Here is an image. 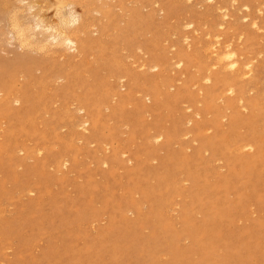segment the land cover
Segmentation results:
<instances>
[{
    "label": "rangeland",
    "instance_id": "1",
    "mask_svg": "<svg viewBox=\"0 0 264 264\" xmlns=\"http://www.w3.org/2000/svg\"><path fill=\"white\" fill-rule=\"evenodd\" d=\"M16 1L20 3L17 7L13 6V2L15 4ZM16 1L0 0V30H2L0 31V89L2 84L3 87L11 85L9 83L11 76L20 78L16 82V79H11L20 85L17 86L14 83L15 85L12 84L9 91V87L5 88V91L0 90V99L3 98L0 104V129L2 130H0V264H264V155L263 157L258 155L259 161L255 159V162H252L251 154L253 151L257 153V150L248 148L249 150L245 152L246 147L241 148V144L252 140L254 136L258 139L257 141L261 137L259 142L264 144V130H262L264 129V66L260 65L264 64V9H262L264 0H236V5L232 0L204 1L202 2L204 5L200 3V0L189 2L188 0H152L153 2L151 0H83L80 2L69 0L74 5L72 8L75 12L81 15L80 22L81 19L83 22L85 18L87 20L84 22L89 20L82 23L81 27L86 29L85 24H91V22H95L96 25L99 23V26L88 24L89 29L85 31L81 28L79 31H82L80 32L82 34L78 35V31L77 35L79 41L84 43L82 52H71L73 56L68 51H66L68 54H64V50L63 56L60 51L64 58L59 54L55 56L58 59L54 58L52 54L54 51L51 55H47L46 51L50 53L49 50L43 53L37 50L39 53L28 47L20 49L17 42L12 41L14 39L10 36L12 35L11 24L8 26L11 21L7 20L13 16V13L16 14V11L18 16L21 15L20 21L27 19L30 13L37 12L39 15L41 9L38 10L39 12L35 10L39 9L38 5L42 2V5H46V7H40L45 9L41 10L46 16L43 19L47 21L49 17L51 20L48 19V21L55 25L58 19L55 17L58 6L61 7L63 3H69L71 6L70 2L68 0H35L39 3L35 5L34 0H31L32 3L30 0ZM28 1L29 4H33V12L24 9L23 5H26ZM3 2L10 3L11 6ZM89 2L90 5H88ZM34 5L38 6L37 9ZM229 5H233L234 8ZM12 6L17 8L15 12L13 8V11L9 9ZM67 6L62 5V8L65 9ZM221 6L227 8V16L222 15ZM243 6L244 8L241 9ZM246 8L247 13L250 11L248 14ZM256 8L257 10L254 11ZM7 9H9L10 17H6ZM54 11L55 15H53ZM219 11L223 19L227 18L223 20L224 24L218 21L222 18L219 16ZM261 12L263 13L260 14ZM85 13L86 16L82 18ZM251 21L257 23L252 25L256 28H252ZM187 24L192 26V29ZM228 24L233 25L234 28ZM219 25L221 30L220 27L217 28ZM228 26L231 28L229 29ZM90 27L99 30L96 32L93 28L90 30ZM70 29L72 30L68 27V30ZM239 32L242 33L239 34ZM73 33L77 37L76 32ZM190 33L192 34L189 35ZM86 34L88 37L85 39ZM217 37L221 38L220 44L218 43L216 47L219 48L223 46L222 44H231L233 48L236 47L240 59L237 57L241 63L255 59L252 62L255 73H252L251 77L248 75L250 78L241 73L242 67L241 71H239L240 68L237 69V73L242 74L238 77L244 75L246 77L238 80L236 70L235 74H232L231 70L222 65H216L218 68L215 65L216 68L208 66L214 61L213 54L211 55L208 50L212 49L209 44H214ZM94 39L102 42L103 47L100 45L102 47L100 48L97 45L100 43ZM185 39H188L189 43L185 42ZM246 44L249 47L244 49ZM205 46H209L207 51ZM85 47L89 52H85ZM137 50L139 53L136 52ZM57 51L55 50V55L59 53ZM99 51L102 52L99 53ZM84 52L87 53L85 57L82 56ZM189 52L192 53L189 54ZM41 53H45V56ZM206 53L211 55L207 58L208 60ZM71 56L72 63L67 60ZM51 58L55 61L53 62ZM204 58L208 62L203 63ZM138 59L141 60L138 61ZM177 59L182 61L179 66L176 65ZM120 62H123V65L127 63V67L120 65ZM143 62L144 67L148 66L149 69L145 67L147 70L142 68L143 71H141L140 66ZM128 63L131 67L135 65L132 67L133 71L130 66L128 67ZM257 63H260V66ZM35 67L39 70L38 72ZM135 67L138 69L135 70ZM150 68L153 69L150 70ZM42 71L45 72L43 75ZM204 71L207 74V71L210 72L211 81H205L200 77L206 75ZM16 75L19 76L16 77ZM25 76L29 78L26 80ZM252 76L255 78L253 79ZM122 78L124 80L121 81ZM39 80L44 83H39ZM52 80L54 82H51ZM193 80L201 81V83L195 84ZM224 81L225 83H222ZM29 84L31 88L28 87ZM227 84L232 85L233 93H226ZM186 85H189L188 88ZM252 86L258 87L254 90V88L251 89ZM5 92L11 94L7 96ZM209 92L208 100L205 95ZM16 93H21L23 100L15 101V96H18ZM147 93L155 95V98L152 96L146 98ZM254 93H258V98ZM120 96L123 99L120 100ZM141 96L144 98L142 99ZM236 102L241 104L237 106ZM196 103H200L201 106ZM232 103L235 105L232 106ZM252 103H256L258 108ZM6 104L9 105L5 106ZM80 104L86 107L87 113L93 120L87 132L81 130L78 124L82 114L76 110ZM219 105L222 107L220 108ZM183 107L186 110H182ZM256 108L258 111L254 113ZM71 110H74L72 111L74 115ZM17 111H21L22 114L17 116ZM67 112L70 114H66ZM189 113L193 116L197 115L196 119ZM249 113L255 121H251ZM185 117L188 119L184 121ZM204 126L209 129L207 132L210 135L205 131ZM74 127L78 129L75 130ZM220 127L221 131H219ZM191 128L192 135L190 133L187 135L188 129ZM213 129L216 131L214 132ZM226 131L231 135L223 136V138L226 137L224 140L228 139V143L225 141L227 144L225 154L223 151L217 153L214 145L218 143L220 137L216 138V136L223 135L227 133ZM160 132L164 133V137L156 141L155 135ZM234 132L235 138L232 136ZM150 138L156 143L153 140L149 142ZM191 139L192 142H189ZM193 142L196 143L193 144ZM232 146L238 149L240 146V149L236 150L245 151L238 157L241 152H237ZM184 147L187 151L182 152ZM203 148L204 153H202ZM209 148H214L215 152L211 154ZM39 150H41L40 153ZM196 151L201 152L203 156L198 152L199 156L197 155L194 160L184 159L186 156H192L191 154ZM235 155L238 157L236 159L238 162L232 157ZM60 158L62 160L67 158L64 167H60L63 165ZM197 158L202 161L200 162ZM208 158L216 160L214 159L213 162ZM127 160L129 161L126 163ZM243 165L248 166L246 170ZM166 172L168 174H165ZM138 174L139 176H136ZM164 176L167 180L172 176L168 181L170 185L173 183L172 189L167 190V182L163 183ZM147 187L155 189L147 193ZM169 206L172 207L169 208ZM134 207L141 213L132 210ZM158 209L161 210L160 215L157 212ZM109 214L111 215L108 216Z\"/></svg>",
    "mask_w": 264,
    "mask_h": 264
},
{
    "label": "bare ground",
    "instance_id": "2",
    "mask_svg": "<svg viewBox=\"0 0 264 264\" xmlns=\"http://www.w3.org/2000/svg\"><path fill=\"white\" fill-rule=\"evenodd\" d=\"M4 1V0H3ZM6 1V0H5ZM8 1V0H7ZM16 1V0H15ZM31 1V0H30ZM33 1V0H32ZM32 1H31V3H32ZM43 1V0H42ZM46 1V0H45ZM69 1V0H68ZM67 1V2H68ZM75 1V0H74ZM79 2L80 1H83V0H78ZM87 1V0H86ZM91 1V0H90ZM97 1V0H96ZM185 1H187V0H185ZM190 0H188V2H189ZM192 1V0H191ZM197 1V0H196ZM199 1V0H198ZM208 2V1H212V0H200V3L201 4H203L202 2ZM216 1V0H215ZM229 1V0H228ZM227 1V2H228ZM236 0H232V2H235ZM251 1V0H250ZM250 1H248V2H250ZM254 1V0H253ZM36 1L34 0V3H35ZM70 2V1H69ZM151 2H153L152 0H151ZM155 2V1H154ZM217 2V1H216ZM225 2V1H224ZM242 2V1H241ZM2 3V2H1ZM3 3H7V2H3ZM23 3V2H22ZM30 2L28 1V3L25 5H23L24 6V9L26 10V11H31L32 10V8H33V4H29ZM73 3V2H72ZM76 3L78 4V2L76 1ZM81 3H83L84 4V2H81ZM80 3V4H81ZM92 3H93V1H92ZM220 3V2H219ZM244 3V2H243ZM254 3H256V2H254ZM8 4V3H7ZM6 4V5H7ZM10 4V3H9ZM8 4V5H9ZM17 4L19 5L20 3L18 2L17 3V1L15 2V4H14V2H13V6L14 5H16V7H17ZM39 3H37L36 2V4L35 5H38ZM43 3L42 2H40V5H38L37 7L39 8V9H37V7L34 5V7H36L35 9H37V10H35V11H38V10H42V9H44V8H40V7H46V5H42ZM60 4V3H59ZM70 4H71V2H70ZM86 4H87V2H86ZM85 4V5H86ZM91 3L89 2V4L88 5H90ZM157 4V3H156ZM155 4V5H156ZM209 4V3H208ZM221 4V3H220ZM235 5H236V2L234 3ZM8 5H7V7H8ZM62 5H63V7H65V6H67L65 9H66V11H65V9H63L62 8ZM61 5V7H60V5L58 6V10H57V15H55V11H54V14L53 15H55V17H56V19H57V22H56V24L54 25V23L53 24H51L50 23V21H48V19H49V17L47 18V21H45L43 18H44V16L45 15H43L42 14V12H41V10H40V16L38 15V13L37 12H35L34 14H32V13H30L31 15H27V19H25V20H23V21H20L19 19V16H21L20 14H19V16L17 15V11H16V9L12 6L11 8H9V9H14V11H13V9H12V11L13 12H15L16 11V14L15 13H13V16L9 19V18H7V19H9V20H7L8 22H10L11 21V23H9L8 24V26H10V24H11V29H12V35H10V36H13L12 38L14 39V40H12L13 42H17V44L19 45V47H20V49H22V48H26L27 49V47H28V49L30 48V49H33V51L34 52H36L37 50H39L40 52H45L46 50H49L50 51V53L48 52L47 53V51H46V54L48 55H51V52L52 51H54L52 54H54V58H57V57H55V56H57V55H59L61 52L60 51H62V54H63V51L65 50V52H64V54L65 53H67L66 51H68L70 54H71V52H73V53H75V52H80L81 50H82V48L84 47V43L82 42V41H79L80 39L78 38V35H81L82 33H80V32H82V31H85V30H87V29H89V26L92 24H95V22H91V24L90 23H88V24H90L89 26H87L88 24H85L86 26V29H84L83 27H81V24L82 23H86V22H89V20L88 21H86V22H84L85 20H87L86 18H85V20L83 19V22H82V19H81V22H80V16H79V14L77 13V12H75V10H74V8H72L74 5H72L71 4V6L69 5V3H67V4H65V3H63ZM65 5V6H64ZM119 5V4H118ZM121 5V4H120ZM152 5V4H151ZM154 5V4H153ZM204 5V4H203ZM213 5V4H212ZM11 6V4L9 5V7ZM94 6V5H93ZM215 6H217V5H215ZM230 6V5H229ZM233 6V5H232ZM232 6H230V7H232ZM242 6V5H241ZM261 6V5H260ZM20 8H21V6H19ZM86 7H88L89 8V6H86ZM121 7V6H120ZM120 7H118V8H120ZM160 7H162V6H160ZM212 7H214V6H212ZM230 7H229V9H230ZM245 7H246V5H245ZM254 7H256L255 5H254ZM23 8V7H22ZM82 8H83V6H82ZM87 8V9H88ZM163 8V7H162ZM217 7H215V9H216ZM221 9V12H222V15L223 16H227L228 15V11H227V8L226 7H220ZM232 8H234V7H232ZM244 8V6L243 7H241V9H243ZM258 9H259V7H257ZM257 8L254 10V11H256L257 10ZM261 8V7H260ZM6 9V8H5ZM9 9H7L6 11H7V15H8V11H9ZM57 9V8H56ZM63 9V10H62ZM84 9H85V6H84ZM94 9H96V8H94ZM188 9V8H187ZM214 9V8H213ZM262 9H264V8H262ZM261 9V10H262ZM21 11H22V9H20ZM34 10V9H33ZM33 10H32V12H33ZM45 10V9H44ZM160 10V9H159ZM232 10V9H231ZM246 10V13H247V11H248V9L246 8L245 9ZM250 10V9H249ZM65 11V12H64ZM85 11V10H84ZM87 11V10H86ZM91 11H92V9H91ZM99 11V10H98ZM106 11V10H105ZM162 11V10H161ZM161 11H159V12H161ZM216 11H218V10H216ZM215 11V12H216ZM23 12V11H22ZM39 12V11H38ZM88 12V11H87ZM94 12H96L95 10H94ZM250 12V11H249ZM248 12V13H249ZM10 13V12H9ZM19 13H21L20 11H19ZM37 13V14H36ZM43 13H44V11H43ZM83 12H81V14H82ZM99 13V12H98ZM153 13V12H152ZM207 13V12H206ZM205 13V14H206ZM247 13V14H248ZM263 12H261L260 14H262ZM24 15H25V13H23ZM27 14V13H26ZM42 14V15H41ZM104 14H106V13H104ZM217 14H218V12H217ZM10 15V14H9ZM6 16V17H10V16ZM90 15V14H89ZM214 15V14H213ZM220 16V11H219V16L220 17H222V18H220V20H218L219 22H223V20H225V18L223 19V16ZM230 15H231V13H230ZM259 15V14H258ZM43 16V17H42ZM83 17L82 18H84L85 16H86V13L84 14V15H82ZM95 16V15H94ZM99 16V15H98ZM152 16V15H151ZM187 16V15H186ZM217 17H218V15H216ZM255 16L257 17V15L255 14ZM254 16V17H255ZM46 17V16H45ZM93 17V16H92ZM214 17V16H213ZM253 17V18H254ZM101 18V17H100ZM153 18V17H152ZM208 18V17H207ZM238 18V17H237ZM245 19H246V17H244ZM248 18H249V16H248ZM227 19V18H226ZM250 19V18H249ZM259 19V18H258ZM49 20H51V19H49ZM95 20V19H94ZM97 20V19H96ZM95 20V21H96ZM250 20H252V18L250 19ZM256 20V19H255ZM54 21H51V22H54ZM204 21V20H203ZM99 22V21H98ZM97 22V23H98ZM215 22H216V20H215ZM219 22H217V23H219ZM233 22H235V20L233 21ZM255 21H251V26L252 25H254V24H256L257 25V23L255 22ZM183 23V22H182ZM185 23V22H184ZM211 23V22H210ZM225 22H223V24H224ZM228 23H229V21H228ZM243 24H244V22H242ZM248 23V22H247ZM99 24V23H98ZM97 24V25H98ZM177 24V23H176ZM227 24V23H226ZM225 24V25H226ZM258 24H260V23H258ZM263 24V23H262ZM84 25V24H83ZM82 25V26H83ZM96 24H95V26H97ZM188 25V24H187ZM187 25L185 26V27H187ZM190 25H192V24H190ZM229 25V24H228ZM231 25V24H230ZM229 25V26H230ZM264 25V24H263ZM262 25V26H263ZM94 26V25H93ZM99 26V25H98ZM189 26V25H188ZM197 26V25H196ZM195 26V27H196ZM213 26H214V24H213ZM221 26H224V25H221ZM228 26V28L230 29L231 27H229ZM231 26H233V25H231ZM244 26V25H243ZM242 26V27H243ZM246 26L248 27V25L246 24ZM245 26V27H246ZM260 26V25H259ZM261 26V27H262ZM68 27H70V28H72V30L70 31V30H68ZM88 27V28H87ZM179 27V26H178ZM184 27V28H185ZM201 27H203V26H201ZM218 27H220V25L219 26H217V28ZM238 27H239V24H238ZM242 27H241V29H242ZM264 27V26H263ZM262 27V28H263ZM3 28H5V27H3ZM81 28H83V29H81ZM93 27H90V30L92 29ZM95 28V27H94ZM93 28V29H94ZM189 28H191L192 29V26L190 27L189 26ZM193 28H194V25H193ZM226 28V27H225ZM225 28H224V30H225ZM232 28H234V26L232 27ZM252 28H253V26H252ZM254 28H256V27H254ZM253 28V29H254ZM8 29V28H7ZM82 30V31H79V30ZM92 29V30H93ZM104 29H105V27H104ZM104 29H101L102 31L104 30ZM176 29V28H175ZM222 28L220 27V30H221ZM238 29V28H237ZM240 29V31H242ZM9 30H10V28H9ZM66 30H68V31H66ZM89 30V31H90ZM95 30V29H94ZM97 30H99V29H97ZM97 30H95L96 32H97ZM106 30V29H105ZM204 30V29H203ZM224 30H222V31H224ZM236 30V29H235ZM0 31H2V30H0ZM79 31V33H78V35H77V32ZM173 31H175V30H173ZM190 31V30H189ZM188 31V32H189ZM192 31V30H191ZM215 31V30H214ZM227 31V30H226ZM259 31V30H258ZM11 32V31H10ZM73 32H76V35H77V37L74 35V33ZM91 32V31H90ZM90 32H88V34L90 33ZM95 32V33H96ZM101 32V31H100ZM237 31H235V33H236ZM242 32H245V31H242ZM242 32H239V34L240 33H242ZM250 32H252V30H250ZM260 32V31H259ZM6 33H8V32H6ZM84 33V32H83ZM86 33H87V31H86ZM167 33V32H166ZM184 33V32H183ZM186 33H187V31H186ZM186 33H184V34H186ZM193 33L195 34V32L193 31ZM222 33V32H221ZM246 33H247V30H246ZM100 34V33H99ZM103 34H104V32H103ZM192 33H190L189 35H191ZM224 34H225V32H224ZM228 34V33H227ZM245 34V33H244ZM254 34H255V32H254ZM259 34V33H258ZM90 35V34H89ZM97 35V34H96ZM187 35V34H186ZM185 35V36H186ZM197 35V34H196ZM204 35V34H203ZM215 35V34H214ZM235 35H238V34H235ZM175 36V35H174ZM182 36V35H181ZM184 36V35H183ZM1 37V36H0ZM3 37V36H2ZM86 37H88V35L86 34V36H85V39H86ZM178 37V36H177ZM206 37V36H205ZM204 37V38H205ZM213 37H215L216 38V36H213ZM213 37H211V38H213ZM226 37V36H225ZM225 37L223 38V39H225ZM228 37V36H227ZM239 37V36H238ZM240 37H242V35L240 36ZM244 37H246V38H248L249 39V37L248 36H244ZM7 38H9V37H7ZM78 38V39H77ZM92 38V37H91ZM149 38V37H148ZM169 38V37H168ZM207 38H209V36H207ZM218 38V37H217ZM220 38L221 37H219L218 39H219V41H218V39H215V42H214V44H212L211 42H212V40H211V42H208V43H211V44H209V46H212V49H208V50H210L209 52H211L210 54L212 55L213 54V56H214V61H213V63L211 62V65H208V66H216V65H222L224 68H226V69H228L232 74H235V70H236V75H237V78H238V80L241 78V77H243V78H245L246 76L244 75V76H241L240 78L238 77V75H242V74H246L247 75V77H249L250 75H252V73H255V71H254V67H253V61L255 60L254 58H252V59H254V60H252L251 61V59H249L248 61L246 60L245 62H243V63H241L240 61H239V59H240V56H238V54H237V52H236V47H232V46H230L229 44H222L223 46H219V48H217L216 47V45H218V43L220 44ZM229 38V37H228ZM251 38V37H250ZM180 39H181V37H180ZM184 39V38H183ZM206 39V38H205ZM0 40H1V38H0ZM11 40V39H10ZM87 40H88V38H87ZM93 40V39H92ZM92 40H89V41H92ZM94 40H96L98 43H100L97 39H94ZM162 40V39H161ZM210 40V39H209ZM227 40H229V39H227ZM237 40H239L238 38H237ZM5 41H8V40H5ZM4 41V42H5ZM158 41V40H157ZM225 41H226V39H225ZM232 41V38L230 39V42ZM236 41V40H235ZM245 41H248V40H245ZM244 41V42H245ZM260 41V40H259ZM3 42V41H2ZM95 42V41H94ZM178 42V41H177ZM185 42H187V43H189V41H188V39L186 40L185 39ZM222 42V41H221ZM229 41H228V43H230ZM239 42H240V40H239ZM253 42H255V41H253ZM102 43V42H101ZM101 43L100 44H97V45H99V47H100V45H101ZM163 43V42H162ZM208 43H206L207 45H208ZM225 43V42H224ZM241 43V42H240ZM7 44V43H6ZM8 44H10V43H8ZM174 44V43H173ZM179 44V43H178ZM248 44H250V43H248ZM248 44H246L245 45V47H244V49L246 48V47H249V45ZM251 44H253V43H251ZM250 44V45H251ZM255 44V43H254ZM122 45V44H121ZM182 45H185V44H182ZM263 45V44H262ZM94 46V45H93ZM102 47H103V44L101 45ZM193 45H191V47H192ZM209 46H205V48H206V51H207V48H209ZM238 46V45H237ZM242 46V45H241ZM264 46V45H263ZM17 47V46H16ZM102 47H100V48H102ZM150 47V46H149ZM190 47V48H191ZM5 48V47H4ZM3 48V49H4ZM86 48V47H85ZM123 48V47H122ZM184 48V47H183ZM186 48V47H185ZM189 48V49H190ZM199 49H200V47H198ZM211 48V47H210ZM239 48V47H238ZM1 49V48H0ZM18 49V48H17ZM36 51H35V50ZM99 49V48H98ZM181 49H182V47H181ZM258 49L260 50V47H258ZM257 49V50H258ZM264 49V48H263ZM55 50L57 51V50H59V51H57V52H59L58 54H56L55 55ZM100 50H102V49H100ZM104 50V49H103ZM102 50V51H103ZM130 50V49H129ZM139 50V49H138ZM136 51V52H138L139 53V51ZM142 51L141 52H143V49H141ZM185 50V49H184ZM186 50H188V49H186ZM247 50V49H246ZM13 51V50H12ZM29 51V50H28ZM32 51V52H33ZM39 51H37V52H39ZM102 51H99V53L100 52H102ZM196 51V50H195ZM205 51V50H204ZM245 51V50H244ZM39 52V53H40ZM82 52V51H81ZM85 52H89V51H87V48H86V51ZM82 53L83 55L82 56H84L85 54H87V53ZM130 52V51H129ZM140 52V53H141ZM166 52H168V51H166ZM194 52V51H193ZM39 53H38V55H39ZM41 53V54H42ZM73 53L71 54V55H73ZM192 53V52H191ZM190 52H189V54H191ZM196 53H197V51H196ZM195 52H194V54H196ZM205 53V52H204ZM208 53V52H207ZM205 54V55H208V56H206V59L208 58V57H210L211 55L210 54ZM64 54H63V56H64ZM68 54V53H67ZM69 54V55H70ZM81 54V53H80ZM143 54V53H142ZM171 54V53H170ZM253 54V53H252ZM261 54V53H260ZM45 56V53L44 54H42V56ZM76 55V54H75ZM89 55V54H88ZM87 55V56H88ZM102 55V54H101ZM100 55V56H101ZM108 55V54H107ZM168 55H169V53H168ZM210 55V56H209ZM244 55V54H243ZM245 55H246V53H245ZM257 55V54H256ZM60 56H61V54H60ZM63 56H61L62 58H64ZM74 56V55H73ZM77 56V55H76ZM146 56V55H145ZM196 56V55H195ZM239 57V59H238V57ZM12 57V56H11ZM52 57H53V55H52ZM68 57V56H67ZM79 57L81 58V55H79ZM79 57H77V58H79ZM85 57V56H84ZM142 57V56H141ZM152 57V56H151ZM193 57V56H192ZM249 57H250V55H249ZM261 57H262V55H261ZM72 58V56L70 57V58H68L67 60L69 61V62H71L72 60H70ZM74 59H77L76 57H73ZM88 58V57H87ZM105 58V57H104ZM140 58V57H139ZM173 58V57H172ZM52 59V58H51ZM58 59V58H57ZM117 59H119V58H117ZM199 59V58H198ZM244 59V58H243ZM53 60V62L55 61L54 59H52ZM59 60H60V57H59ZM84 60V59H83ZM95 60V59H94ZM135 60V59H134ZM141 60V59H140ZM139 59H138V61H140ZM178 60V59H177ZM200 60V59H199ZM208 60V59H207ZM207 60H205V58H204V62L203 63H205V61H207ZM209 60L211 61V58H209ZM118 61V60H117ZM119 61H122V60H119ZM148 61V60H147ZM146 61V62H147ZM158 61H161L162 62V60H158ZM157 61V62H158ZM190 61H192V60H190ZM203 61V60H202ZM65 62H66V60H65ZM73 62V61H72ZM71 62V63H72ZM88 62V61H87ZM127 62V61H126ZM171 63H172V59H171V61H170ZM181 60H178L176 63V65H180L181 64ZM195 62V61H194ZM208 62V61H207ZM79 63V62H78ZM119 63V62H118ZM125 63V62H124ZM148 63V62H147ZM202 63V64H203ZM67 64H70V63H67ZM66 64V65H67ZM87 64V63H86ZM122 64V66H124V65H126L127 63H125L124 65H123V62L121 63L120 62V65ZM137 64H138V62H137ZM144 62L142 63V66H140V68L142 69H144L145 67H147L148 68V66H149V63H148V66H145L144 67ZM168 64V63H167ZM210 64V63H209ZM258 64V66H260V65H263L264 66V64L262 63V64H260V63H257ZM260 64V65H259ZM63 65H65L64 63H63ZM75 65V64H74ZM139 65H141V64H139ZM153 65V64H152ZM156 65V64H155ZM172 65V64H171ZM170 65V66H171ZM174 66H175V68H177V66L175 65V64H173ZM130 65H129V63H128V67H129ZM135 65H133L132 67H134ZM137 67H138V65H136ZM168 66V65H167ZM214 66V68H218V66H216L215 67ZM220 66H219V68H220ZM257 66V67H258ZM125 67V66H124ZM126 67H127V65H126ZM131 67V66H130ZM129 67V68H130ZM132 67L130 68L132 71H133V69H132ZM153 67H155V66H153ZM156 67H157V65H156ZM155 67V68H156ZM204 67V66H203ZM207 67V66H206ZM210 67H209V69H210ZM223 67L221 68V69H223ZM243 68V71L241 72L242 74H239V73H237L238 71H237V69H239L240 68V70L239 71H241V69ZM136 68V67H135ZM134 68V69H135ZM139 68V70H141ZM154 68V69H155ZM174 68V67H173ZM211 68H213V67H211ZM21 69V68H20ZM35 69H36V67H35ZM67 69H69V68H67ZM138 68H136L135 70H137ZM143 69L141 70V71H143ZM149 69V68H148ZM151 69H153V68H150V70ZM203 69V68H202ZM201 69V70H202ZM205 69V68H204ZM208 69V68H207ZM208 69V70H209ZM38 69H36V71H37ZM47 70V69H46ZM46 70H45V72H46ZM127 70H128V68H127ZM130 70V71H131ZM138 70V71H139ZM144 70H147L146 68L144 69ZM183 70V69H182ZM181 70V71H182ZM225 70V69H224ZM264 70V69H263ZM39 71V70H38ZM37 71V72H38ZM129 71V70H128ZM210 71V70H209ZM209 71H207L208 72V74L206 73V75H204L203 77L202 76H200L201 78H203L205 81H211L212 80V76H211V74H210V72ZM233 71H234V73H233ZM45 72H43L42 71V75H43V73H45ZM68 72V71H67ZM145 72V71H144ZM183 72V71H182ZM212 72H213V69H212ZM19 73H20V71H19ZM47 73V72H46ZM141 73V72H140ZM171 73V72H170ZM198 73V72H197ZM203 73V72H202ZM214 73V72H213ZM34 74V73H33ZM68 74V73H67ZM201 74V73H200ZM215 74V73H214ZM21 75L22 74H20V77H21ZM29 75V73L27 72V76ZM198 75V74H197ZM218 75V74H217ZM221 75V74H220ZM249 75V76H248ZM260 75V74H259ZM19 76V75H18ZM17 75H16V77H18ZM27 76H25V77H27ZM39 76H40V74H39ZM77 76V75H76ZM255 76V75H254ZM8 77V76H7ZM24 77V78H25ZM174 77V76H173ZM197 77V76H196ZM200 77H198V78H200ZM251 77V76H250ZM249 77V78H250ZM256 77V76H255ZM254 77V78H255ZM258 77V76H257ZM10 78V77H9ZM19 78V77H18ZM17 78V79H18ZM22 78V77H21ZM29 77H27V78H25L26 80L28 79ZM40 78V77H39ZM180 78V77H179ZM225 78H226V76H225ZM252 78H253V76H252ZM251 78V79H252ZM253 78V79H254ZM11 79H16V78H14V75L13 76H11ZM10 79V81L11 82H9L11 85L12 84H14L16 81H17V79L15 80V82H14V80H11ZM20 79V78H19ZM24 79V80H25ZM53 79H54V77H53ZM115 80H116V77L114 78ZM236 79V78H235ZM257 79V78H256ZM23 80V79H22ZM25 80V81H26ZM51 80V79H50ZM59 80H61V78L59 79ZM121 81L122 80H124L123 78L122 79H120ZM198 80V79H197ZM200 80V79H199ZM198 80V81H199ZM227 80H229V79H227ZM241 80H242V78H241ZM262 80V79H261ZM36 81V80H35ZM45 81V80H44ZM48 81H49V78H48ZM55 81H58V80H55ZM172 81V80H171ZM201 81H203L202 79H201ZM201 81L200 82H197V83H201ZM247 81H249V80H247ZM246 81V82H247ZM40 82H43L42 80H39V83ZM51 82H54V80H52ZM61 82V81H60ZM159 82V81H158ZM180 82V81H179ZM193 82H195V80H193ZM196 82H195V84H196ZM227 82V81H226ZM250 82H252L251 80H250ZM9 83H8V85H9ZM18 83V82H17ZM29 83H31V82H29ZM44 83V82H43ZM56 83V82H55ZM54 83V84H55ZM58 83V82H57ZM75 83V82H74ZM117 83V82H116ZM171 83V82H170ZM176 83H178V81H176ZM191 83H192V81H191ZM222 83H225V81L224 82H222ZM230 83V82H229ZM249 83V82H248ZM16 84V83H15ZM14 84V85H15ZM24 84V83H23ZM33 84V83H32ZM42 84V83H41ZM59 84V83H58ZM114 84V83H113ZM186 84H187V82H186ZM232 84V83H231ZM252 84H253V86H255V84L252 82ZM251 84V85H252ZM5 85V84H4ZM10 85V86H11ZM17 85V84H16ZM18 85H20L19 83H18ZM17 85V86H18ZM116 85V84H115ZM138 85H140V83L138 84ZM154 85H155V83H154ZM190 85V84H189ZM189 85H186L187 86V88H188V86ZM192 85H193V83H192ZM223 85V84H222ZM225 85V84H224ZM233 85V84H232ZM232 85H230V84H227L226 85V88H225V91H226V93H228V92H230V94H231V92L233 93V87H232ZM10 86H4L3 87V84H2V89H0V90H4L5 91V88H8V91L12 88V87H10ZM13 86V85H12ZM42 86V85H41ZM118 86H120V85H118ZM160 86V85H159ZM169 86V85H168ZM218 86V85H217ZM234 86V85H233ZM246 86V88H247V85H245ZM251 87V89H253L254 87ZM16 87V86H15ZM28 87H30L31 88V86H30V84L28 85ZM109 87V86H108ZM193 87H195L194 85H193ZM192 87V88H193ZM258 87V86H257ZM257 87H255V88H257ZM14 88V87H13ZM17 88V87H16ZM29 88V89H30ZM162 88V87H161ZM170 88V87H169ZM190 88H191V86H190ZM224 88H221V89H224ZM245 88V89H246ZM255 88H254V90H255ZM27 89V88H26ZM120 89H122V87L120 88ZM215 89H218V88H215ZM220 89V90H221ZM166 90H168L167 89V86H166ZM170 90V89H169ZM264 90V89H263ZM47 91V90H46ZM182 91H184V90H182ZM225 91H224V93H225ZM262 91V90H261ZM13 93H15V91H12ZM126 92V91H125ZM219 92H221V91H219ZM248 92H249V89H248ZM25 93V92H24ZM135 93V92H134ZM133 93V94H134ZM194 93V92H193ZM199 93V92H198ZM206 93V92H205ZM216 93V92H215ZM218 93V92H217ZM222 93H223V91H222ZM225 93V94H226ZM261 93V92H260ZM259 93V94H260ZM11 93H7V92H5V95H10ZM18 96H15V98H14V100L15 101H21V100H23V97H22V94L20 93V94H18V93H16ZM90 94V93H89ZM137 94V93H136ZM139 95H140V93H138ZM200 94V93H199ZM241 94V93H240ZM245 94V93H244ZM249 94H251V93H249ZM255 94V93H254ZM262 94V93H261ZM145 95V94H144ZM143 95V96H144ZM147 96H146V98H151V96H152V98H155V95L153 96L151 93H147L146 94ZM216 95H218V94H216ZM227 95V94H226ZM225 95V96H226ZM256 96H257V98H258V93L257 94H255ZM13 96V95H12ZM94 96V95H93ZM149 96V97H148ZM157 96V95H156ZM198 96V95H197ZM196 96V97H197ZM222 96H223V94H222ZM228 96V95H227ZM252 96H254L253 94H252ZM263 96V95H262ZM5 97V96H4ZM76 97V96H75ZM142 97V96H141ZM169 97V96H168ZM205 97L209 100V98H210V92L209 93H207L206 95H205ZM212 97V96H211ZM216 97V96H215ZM255 97V96H254ZM41 98V97H40ZM112 98H115V97H112ZM120 98V100H121V96L119 97ZM144 97H142V99H143ZM160 98V97H159ZM123 99V98H122ZM230 99V98H229ZM234 99H235V97H234ZM242 99V98H241ZM255 99V98H254ZM253 99V100H254ZM10 100V99H9ZM200 100V99H199ZM198 100V101H199ZM214 99H212V101H213ZM221 100V102H222V99H220ZM11 101V100H10ZM143 101V100H142ZM197 101V100H196ZM239 101V100H238ZM244 101H246V100H244ZM256 102H257V99L255 100ZM3 102V98L2 99H0V104ZM111 102H112V100H111ZM185 102H186V99H185ZM214 102V101H213ZM220 102V101H219ZM241 102H242V100H241ZM254 102V101H253ZM10 103V102H9ZM53 103V102H52ZM58 103V102H57ZM106 103V102H105ZM218 103V102H217ZM237 103V102H236ZM15 104V103H14ZM13 104V105H14ZM65 104V103H64ZM182 104V103H181ZM186 104H187V102H186ZM185 104V105H186ZM197 104V103H196ZM200 103H198L197 105H199ZM209 103H207V105H208ZM228 104H229V101H228ZM233 105L232 106H234L235 105V103H232ZM241 104V103H240ZM240 104H238L237 103V106L238 105H240ZM253 104V106H256L254 103H252ZM7 105H9V104H6L5 106H7ZM94 105V104H93ZM210 105H211V103H210ZM220 105H222V103L220 104ZM219 105V107L221 108L222 106H220ZM230 105V104H229ZM258 105V104H257ZM49 106V105H48ZM92 106V105H91ZM103 106V105H102ZM122 106H123V104H122ZM126 106H128L127 104H126ZM130 106V105H129ZM167 106H169V105H167ZM184 106V105H183ZM200 106H201V104H200ZM214 105H212V107H213ZM247 106H249V105H247ZM74 107V106H73ZM101 107V106H100ZM99 107V108H100ZM184 107H186V106H184ZM182 108V110L183 109H185L186 110V108ZM257 107V106H256ZM208 108H210V106L208 105ZM258 108V107H257ZM257 108L254 110V109H252V110H254V113H255V111H258L257 110ZM97 109V108H96ZM104 109V108H103ZM106 109V108H105ZM217 109H219L218 107H217ZM11 110V109H10ZM66 110V109H65ZM97 110H99V109H97ZM100 110H101V108H100ZM188 110V109H187ZM222 110H223V108H222ZM227 110H229V108L227 109ZM227 110H225V111H227ZM243 111H246V110H244V109H242ZM264 110V109H263ZM262 110V111H263ZM72 111L74 112V110H71V113H72ZM77 112H79V113H81L80 115L83 117H80L81 118V120L79 121V127H81V130H85L84 132H87L86 130L89 128V126L90 125H92V122H93V120L91 119V117L89 116V114L87 113L88 111L86 110V107L84 106V105H79V107H78V109L76 110ZM75 111V112H76ZM237 111V110H236ZM9 112V111H8ZM191 112V111H190ZM210 112V111H209ZM212 112V111H211ZM5 113V112H4ZM65 113V112H64ZM69 112H67L66 114H68ZM192 113V112H191ZM191 113H189V115H192ZM195 113V112H194ZM193 113V114H194ZM243 113H245V112H243ZM242 113V114H243ZM250 113H252V112H250ZM250 113H249V115L248 116H250ZM16 114H17V116H19L20 114H22L21 113V111H17L16 112ZM70 114V113H69ZM73 114V113H72ZM75 114V113H74ZM73 114V115H74ZM78 114V113H77ZM98 114V113H97ZM147 114V113H146ZM196 114H198L197 112H196ZM256 114H257V112H256ZM260 114V113H259ZM79 115V114H78ZM148 115V114H147ZM200 115V114H199ZM244 115V114H243ZM252 115H254L255 116V114H253L252 113ZM252 115L250 116L251 118H252ZM38 116V115H37ZM96 116H98V115H96ZM193 116V115H192ZM191 116V117H192ZM195 116H197V115H195L194 114V118H195ZM247 116V117H248ZM257 116V115H256ZM5 117V116H4ZM72 117V116H71ZM188 117V116H187ZM191 117H189V118H191ZM192 117V118H193ZM249 117V119H251ZM69 118V117H68ZM142 118V117H141ZM224 118V117H223ZM222 118V119H223ZM232 118V117H231ZM233 118H234V116H233ZM94 119V118H93ZM185 119L187 120L188 118H184V121H185ZM196 119V118H195ZM225 119V118H224ZM224 119L222 120V121H224ZM242 119V118H241ZM248 119V118H247ZM247 119H246V121H247ZM221 120V119H220ZM226 120V119H225ZM237 120V119H236ZM1 121V120H0ZM3 121V120H2ZM73 121H74V119H73ZM97 121V120H96ZM189 121H190V119H189ZM188 121V122H189ZM217 121V120H216ZM218 121H219V119H218ZM221 121V122H222ZM251 121H255L253 118L251 119ZM7 122V121H6ZM44 122V121H43ZM71 122V121H70ZM95 122V121H94ZM143 122H144V119H143ZM198 122V121H197ZM226 122V121H225ZM236 122V121H235ZM184 123H186V122H184ZM1 124V123H0ZM33 124V123H32ZM35 124V123H34ZM96 124V123H95ZM182 124H183V122H182ZM189 124V123H188ZM262 124V123H261ZM70 125H72V124H70ZM199 125V124H198ZM218 125H219V123H218ZM245 126H247V127H249L248 125H245ZM94 127V126H93ZM127 127V126H126ZM198 127V126H197ZM205 127V129H206V126H204ZM203 127V128H204ZM221 127H223L222 126V124H221ZM221 127H220V130L219 131H221ZM224 127H225V124H224ZM243 127V126H242ZM252 127V126H251ZM74 128H76V127H74ZM209 128H211V127H209ZM217 128H219L218 126H217ZM228 128V127H227ZM227 128H225V129H227ZM246 128V127H245ZM10 129H12V128H10ZM78 128H76L75 130H77ZM200 128L198 127V130H199ZM208 129V128H207ZM207 129L205 130L206 132H207ZM232 129H234V128H232ZM231 129V130H232ZM239 129V128H238ZM248 129V128H247ZM253 129H256L257 130V128H253ZM1 130V129H0ZM61 130V129H60ZM80 130V131H81ZM209 130V129H208ZM214 130V129H213ZM230 130V129H229ZM246 130V129H245ZM262 130H264L263 128H262ZM2 131V130H1ZM9 131H12V130H9ZM69 130H67V132H68ZM190 131H192V128L191 129H188V131H187V135L190 133ZM202 131H204V129H202ZM211 131V130H210ZM216 131V129L214 130V132ZM218 131V130H217ZM218 131V132H219ZM234 131H237V130H234ZM239 131V130H238ZM247 131V130H246ZM251 131H252V128H251ZM254 131V130H253ZM42 132V131H41ZM151 132V131H150ZM200 132V131H199ZM198 132V133H199ZM227 132V131H226ZM185 133V132H184ZM184 133H183V135H184ZM197 133V134H198ZM204 132H202V134H203ZM207 133H209V132H207ZM237 133H239V132H237ZM243 133V132H242ZM259 133V132H258ZM8 134V133H7ZM81 134V133H80ZM147 134V133H146ZM186 134V133H185ZM191 135H192V133H190ZM226 134H229L228 132L227 133H225V134H217V136H216V138L219 136L220 138H218L217 140H218V143H216L214 146L216 147V149H214V150H216L217 151V153H218V151L221 153L222 151L224 152V150L226 149V142L225 141H227V140H224V138L226 139V137H224L223 138V136H225ZM236 133L234 132V134H232V136H234ZM250 134V133H249ZM6 135V134H5ZM182 134H180V136H181ZM187 135H185L186 137H189V136H187ZM195 135H196V132H195ZM208 135H210V133L208 134ZM229 135H231V134H229ZM238 135V134H237ZM244 135V133L242 134V136ZM259 135V134H258ZM156 136V141L157 140H160V139H162L163 137H164V133L163 132H160V133H158V134H156L155 135ZM154 136V137H155ZM169 136V135H168ZM167 136V137H168ZM180 136H178L179 138H180ZM222 136V137H221ZM226 136H228V135H226ZM236 136V135H235ZM235 136H234V138H235ZM260 136H261V134H260ZM7 137V136H6ZM68 137V136H67ZM213 137H214V135H213ZM249 137V136H248ZM259 137V136H258ZM57 138V137H56ZM178 138V139H179ZM209 138H210V136H209ZM216 138H214L215 140H216ZM231 138H233V137H231ZM256 138H257V136H256ZM171 139V138H170ZM169 139V140H170ZM206 139L207 140H209L207 137H206ZM254 139V140H253ZM253 139L252 140H248L247 142L245 141V144H241L240 146H241V148H245L246 147V151L245 152H247V150H249L248 148H254V149H256L257 150V153H254V151H253V153L254 154H256L255 156H253L254 154L252 153H250L252 156V162H255V159L256 160H258L259 159V157H258V155L260 156H262V155H264V144H261L259 141L261 140V137L259 138V141H257L258 139H255V136L253 137ZM108 140V139H107ZM151 140H153V139H151L150 138V140L148 139V141L150 142ZM195 140V139H194ZM207 140H205V141H207ZM80 141V140H79ZM154 141V140H153ZM156 141H154L155 143H156ZM211 141V140H210ZM209 141V143H211ZM212 141H213V139H212ZM234 141V140H233ZM233 141H230L231 143L233 142ZM8 142V141H7ZM77 142V141H76ZM189 142H192V139L189 141ZM203 143L202 144H204V141H202ZM194 143H196V142H193V144ZM227 143H228V141H227ZM234 143V142H233ZM232 143V144H233ZM241 143H244V142H241ZM105 144V143H104ZM103 144V145H104ZM189 144V143H188ZM208 144V143H207ZM212 144V146H213V144H214V141H213V143H211ZM68 145V144H67ZM173 145V144H172ZM205 145V144H204ZM210 145V144H209ZM236 145V144H235ZM3 146V145H2ZM75 146V145H74ZM109 146V145H108ZM107 146V147H108ZM240 146H239V149H240ZM10 147V146H9ZM73 147V146H72ZM102 147V146H101ZM107 147H104V148H107ZM232 147H236V146H232ZM231 147V148H232ZM29 148V147H28ZM34 148V147H33ZM24 149V148H23ZM173 149V148H172ZM172 149H171V154H172ZM209 149H211V148H209ZM213 149H211V154H213V152H215ZM236 149H238V148H235V150ZM238 149V150H239ZM184 150H185V147L182 149V152H184ZM192 150V149H191ZM203 150H205L204 148L202 149V153H204L203 152ZM208 150V149H207ZM213 150V151H212ZM252 150V149H251ZM250 150V151H251ZM18 151V150H17ZM20 151V150H19ZM40 151L41 150H39V153H40ZM116 151V150H115ZM119 151V150H118ZM174 151V150H173ZM185 151H187V150H185ZM189 151H190V149H189ZM228 151H230V149L228 148ZM237 151V150H236ZM243 151V152H244ZM117 152V151H116ZM120 152H122L121 150H120ZM198 152L199 151H196V152H194V153H192L191 155L192 156H186V153H185V156H186V158H184V159H186V161H187V158H189V160H194L195 158H196V156L198 155L199 156V154L201 153V152H199V154H198ZM206 152V151H205ZM232 152V151H231ZM237 152H241L240 154H239V156L238 157H240V155L243 153L242 151H237ZM252 152V151H251ZM5 153V152H4ZM21 153H22V151H21ZM35 153H36V151H35ZM34 153V154H35ZM146 153V152H145ZM154 153V152H153ZM178 153H179V151H178ZM201 153V154H202ZM208 153V152H207ZM249 153V152H248ZM38 154V153H37ZM37 154H35V155H37ZM123 154V153H122ZM165 154H167V153H165ZM170 154V155H171ZM180 154V153H179ZM183 154V153H182ZM188 154V153H187ZM224 154H225V152H224ZM228 154V153H227ZM115 155V154H114ZM120 155H121V153H120ZM123 155H126V154H123ZM123 155H122V157H123ZM184 155V154H183ZM208 155V154H207ZM236 155L235 156H232V157H234L235 158V161H237L236 159H238V157H236ZM140 156V155H139ZM166 156V155H165ZM177 156H178V154H177ZM202 156H203V154H202ZM204 156H206V154L204 155ZM225 156V155H224ZM181 157V156H180ZM258 157V158H257ZM263 157V156H262ZM140 158V157H139ZM167 158V157H166ZM206 158V157H205ZM61 159V158H60ZM127 159V158H126ZM198 159V158H197ZM202 159H203V161H204V157H202ZM202 159H201V161H202ZM210 158H208V160H209ZM214 159L215 158H213V159H211V160H213V162H214ZM231 159V158H230ZM229 159V160H230ZM242 159H245L244 157H242ZM58 160H59V158H58ZM62 160V159H61ZM151 160V159H150ZM163 160V159H162ZM172 160V159H171ZM174 160V159H173ZM172 160V161H173ZM180 160H181V158H180ZM188 160V161H189ZM199 161H200V159H198ZM207 160V161H208ZM211 160H209V161H211ZM216 160V159H215ZM217 160H218V158H217ZM249 160V159H248ZM63 165H61L60 167H64V163H66L67 162V158H63ZM125 161V160H124ZM129 160H127L126 161V163L128 162ZM167 161H168V159H167ZM170 161V160H169ZM179 161V160H178ZM183 161H185V160H183ZM200 161V162H201ZM208 161V162H209ZM234 161V162H235ZM243 161V160H242ZM246 161V160H245ZM259 161V160H258ZM102 162V161H101ZM162 162V161H161ZM181 162V161H180ZM193 162V161H192ZM195 162V161H194ZM196 162H197V160H196ZM207 162V163H208ZM226 162V161H225ZM238 162V161H237ZM58 163H59V161H58ZM61 163V162H60ZM99 163H100V161H99ZM146 163V162H145ZM184 163V162H183ZM198 163V162H197ZM104 164V163H103ZM188 164V163H187ZM232 164V163H231ZM235 164V163H234ZM57 165V164H56ZM60 165V164H59ZM58 165V166H59ZM177 165H179V164H177ZM180 165H182V164H180ZM189 165V164H188ZM203 165V164H202ZM211 165H212V163H211ZM241 165V164H240ZM239 165V166H240ZM105 166H106V164H105ZM132 166V165H131ZM136 166V165H135ZM187 166V165H186ZM185 166V167H186ZM195 166V165H194ZM254 166V165H253ZM252 166V167H253ZM183 167V166H182ZM248 166H244L243 165V168L245 169V168H247ZM140 168V167H139ZM168 168V167H167ZM166 168V169H167ZM235 168V167H234ZM241 168V167H240ZM262 168V167H261ZM114 169V168H113ZM171 169V168H170ZM189 169V168H188ZM227 169V168H226ZM252 169V168H251ZM251 169H250V171H251ZM138 170V169H137ZM143 170V169H142ZM180 170V169H179ZM192 170H194V169H192ZM231 170V169H230ZM246 170V169H245ZM248 171H249V169H247ZM264 170V169H263ZM132 171V170H131ZM164 171H166V170H164ZM186 171V170H185ZM190 171V170H189ZM200 171V170H199ZM238 171H239V169H238ZM154 173L156 172L155 170L153 171ZM152 172V173H153ZM187 172H188V170H187ZM221 172V171H220ZM137 173H139V172H137ZM199 173V172H198ZM198 173H197V175H198ZM240 173V172H239ZM260 173V172H259ZM114 174V173H113ZM157 174V173H156ZM160 174V173H159ZM165 174H168L167 172L165 173ZM195 174V173H194ZM224 174V173H223ZM170 175V174H169ZM188 175V174H187ZM136 176H139V174L138 175H136ZM165 176H167V175H165ZM164 176V178L166 179V177ZM225 176V175H224ZM130 177H131V175H130ZM143 177V176H142ZM141 177V178H142ZM148 177V176H147ZM177 177V176H176ZM159 178H160V176H159ZM171 178H172V176H171ZM170 178V179H171ZM162 178H160V180H161ZM163 180V183H166L167 182V190L168 189H172V187H173V183H171V185H170V183H168V181H170V179L169 180ZM173 179H175L174 177H173ZM207 180V179H206ZM144 181V180H143ZM162 181V180H161ZM166 181V182H165ZM173 181V180H172ZM179 181H180V179H179ZM179 181H177V183L179 182ZM181 181H182V179H181ZM176 182V181H175ZM185 182V181H184ZM204 182V181H203ZM217 183V182H216ZM219 183H221V182H219ZM184 184V183H183ZM264 184V183H263ZM138 185H141V184H138ZM178 185V184H177ZM219 185V184H218ZM227 185V184H226ZM231 185V184H230ZM164 186H166V185H164ZM176 186V185H175ZM212 186V185H211ZM169 187V188H168ZM128 188H129V186H128ZM135 188V187H134ZM214 188V187H213ZM224 188V187H223ZM130 189V188H129ZM141 189V188H140ZM153 189H155V188H150V189H148V187L146 188V191H147V193H150V191L151 190H153ZM165 189V188H164ZM217 189V188H216ZM247 189V188H246ZM132 190V189H131ZM166 190V189H165ZM166 190V191H167ZM133 191V190H132ZM141 191H143V189L141 190ZM244 191V190H243ZM140 192V191H139ZM145 192V191H144ZM183 192V191H182ZM221 192V191H220ZM82 193V192H81ZM133 193V192H132ZM259 193V192H258ZM110 194V193H109ZM141 195V194H140ZM144 195H145V193H144ZM224 195V194H223ZM257 195V194H256ZM136 196V195H135ZM141 197H144V196H141ZM146 198V197H145ZM112 200V199H111ZM83 201V200H82ZM173 201V200H172ZM128 202V201H127ZM127 202H126V205H127ZM165 202V201H164ZM170 202V201H169ZM182 202V201H181ZM129 203H131L130 201H129ZM128 203V204H129ZM133 204H134V198H133V202H132ZM131 203V204H132ZM156 203V202H155ZM173 203V202H172ZM183 203V202H182ZM186 203V202H185ZM122 204V203H121ZM132 204V205H133ZM227 204V203H226ZM138 205V204H137ZM103 206V205H102ZM101 206V207H102ZM131 206V205H130ZM134 206V205H133ZM222 206V205H221ZM2 207V206H1ZM36 207V206H35ZM73 207V206H72ZM78 207V206H77ZM108 207V206H107ZM120 207V206H119ZM127 207V206H126ZM138 207V206H137ZM167 207V206H166ZM172 206H169V208H171ZM121 208V207H120ZM71 209V208H70ZM82 209V208H81ZM80 209V210H81ZM138 209V208H137ZM135 207L132 209V210H134V211H136L137 213L139 212L138 210H137ZM152 209V208H151ZM161 209V208H160ZM121 210H123V208L121 209ZM124 210H125V208H124ZM157 210V209H156ZM162 210V209H161ZM160 210V211H161ZM118 211V210H117ZM130 211V210H129ZM159 211V209H158V213L160 212ZM98 211H96V213H97ZM156 212V211H155ZM130 213V212H129ZM139 213H141V212H139ZM108 214V213H107ZM113 214V213H112ZM161 213H159V215H160ZM175 214V213H174ZM94 215V214H93ZM111 214H109L108 216H110ZM121 216H123V215H121ZM120 216V217H121ZM103 217V216H102ZM137 217H139L138 216V214H137ZM136 217V218H137ZM151 217V216H150ZM183 217V216H182ZM181 217V218H182ZM105 218V217H104ZM109 218V217H108ZM121 218H123V217H121ZM118 219V218H117ZM124 219V218H123ZM140 219V218H139ZM134 220V219H133ZM141 220V219H140ZM99 221H100V219H99ZM125 221V220H124ZM123 221V222H124ZM109 222V221H108ZM128 222V221H127ZM127 222H125L126 224H127ZM131 222V221H130ZM133 222V221H132ZM155 222V221H154ZM158 222V221H157ZM179 223V222H178ZM131 224H129V226H130ZM158 225V224H157ZM195 225V224H194ZM172 226V225H171ZM188 226V225H187ZM126 227V226H125ZM159 227V226H158ZM158 229V228H157ZM167 229H168V227H167ZM198 229V228H197ZM110 230V229H109ZM127 230V229H126ZM107 231V230H106ZM197 231V230H196ZM118 232V231H117ZM107 233V232H106ZM109 234H111L110 232H108ZM115 233V232H114ZM159 233V232H158ZM171 233V232H170ZM169 233V234H170ZM96 234H98V232L96 233ZM140 234V233H139ZM102 236V235H101ZM141 237V236H140ZM114 238V237H113ZM114 240H115V238H114ZM114 240L112 239V243H114ZM217 240V239H216ZM143 241V240H142ZM145 241V240H144ZM143 241V242H144ZM169 241V240H168ZM167 243V242H166ZM6 245V244H5ZM113 245V244H112ZM117 245V244H116ZM6 248V247H5ZM127 252V251H126ZM103 254V253H102ZM1 261V260H0ZM128 261V260H127ZM126 261V262H127ZM3 262V261H2ZM3 264V263H2ZM96 264V263H95Z\"/></svg>",
    "mask_w": 264,
    "mask_h": 264
}]
</instances>
